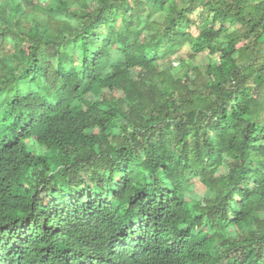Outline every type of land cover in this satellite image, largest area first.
I'll return each instance as SVG.
<instances>
[{
    "label": "trees",
    "instance_id": "16d2710c",
    "mask_svg": "<svg viewBox=\"0 0 264 264\" xmlns=\"http://www.w3.org/2000/svg\"><path fill=\"white\" fill-rule=\"evenodd\" d=\"M35 1L0 0V264H264V0Z\"/></svg>",
    "mask_w": 264,
    "mask_h": 264
},
{
    "label": "rangeland",
    "instance_id": "374dc122",
    "mask_svg": "<svg viewBox=\"0 0 264 264\" xmlns=\"http://www.w3.org/2000/svg\"><path fill=\"white\" fill-rule=\"evenodd\" d=\"M38 1L36 0L34 3H37ZM32 6H29L30 9ZM176 58V57H175ZM211 56L207 52H202L200 53L194 60H189L188 63L191 65H198V66H204L208 65L210 63ZM175 65H177V71H180L181 68L178 67L177 62H175ZM210 70L213 72L214 68L210 67ZM182 71V70H181ZM32 145L35 146V142H32ZM206 187L199 181L194 180V184L192 186V193H191V198L194 200L201 199L205 193Z\"/></svg>",
    "mask_w": 264,
    "mask_h": 264
}]
</instances>
